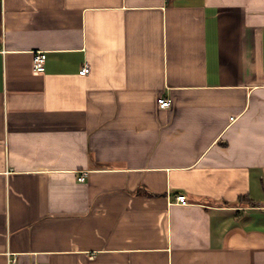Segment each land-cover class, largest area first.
Here are the masks:
<instances>
[{"label": "crops", "instance_id": "1", "mask_svg": "<svg viewBox=\"0 0 264 264\" xmlns=\"http://www.w3.org/2000/svg\"><path fill=\"white\" fill-rule=\"evenodd\" d=\"M262 202L264 0H0V264H264Z\"/></svg>", "mask_w": 264, "mask_h": 264}, {"label": "built area", "instance_id": "2", "mask_svg": "<svg viewBox=\"0 0 264 264\" xmlns=\"http://www.w3.org/2000/svg\"><path fill=\"white\" fill-rule=\"evenodd\" d=\"M46 54L43 51H37L32 60L33 69L37 72H43L45 70ZM90 71V66L85 64L79 71L80 75H86ZM157 105L160 109H168L172 106V99L169 97H159L157 99ZM82 179V178H80ZM176 200L179 203H185V197L183 195L176 196ZM256 208L264 209V202L256 205Z\"/></svg>", "mask_w": 264, "mask_h": 264}]
</instances>
